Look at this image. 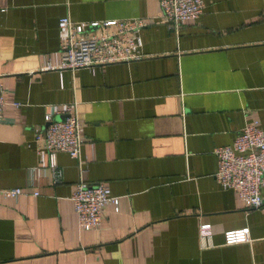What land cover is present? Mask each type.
<instances>
[{
    "label": "crops",
    "instance_id": "obj_1",
    "mask_svg": "<svg viewBox=\"0 0 264 264\" xmlns=\"http://www.w3.org/2000/svg\"><path fill=\"white\" fill-rule=\"evenodd\" d=\"M202 5L168 30L153 22L158 0H0V188L23 191L0 196V264H264V185L261 206L246 210L213 177L215 147L247 121L264 127V0ZM62 16L150 22L139 32L143 57L44 68L57 63ZM68 103L80 124L83 181L117 197L87 231H77L69 199L77 160L56 153L61 177L52 183L34 141L44 114ZM201 223L210 225L203 248ZM242 227L247 242L223 243L225 231Z\"/></svg>",
    "mask_w": 264,
    "mask_h": 264
},
{
    "label": "built area",
    "instance_id": "obj_2",
    "mask_svg": "<svg viewBox=\"0 0 264 264\" xmlns=\"http://www.w3.org/2000/svg\"><path fill=\"white\" fill-rule=\"evenodd\" d=\"M159 18L153 21L163 24L166 29H176L186 21L196 19L202 12V0H158ZM150 22L140 18L109 19L103 21L73 22L62 16L57 20L61 35L58 42L56 65L44 61L46 69L74 71L93 70L95 67L123 63L140 59L141 39L139 32ZM3 87L0 82V121L5 105ZM17 107L18 103H13ZM52 112L62 115L54 119ZM44 126L34 134L36 150L47 155L51 182L60 180L61 172L56 167L54 156L65 153L77 160L78 180L69 199L75 217L77 231L96 229L100 225L102 208L113 205L116 209L117 197L101 184H86L82 179L83 167L78 161L82 142L80 124L75 116L74 104L68 103L58 110L43 116ZM216 158L214 180L222 189H232L246 210L261 206L259 189L264 185V127L257 120L247 121L228 145L215 147ZM23 194L19 187L0 188L3 198H16ZM35 191L32 195H36ZM200 247L209 245L210 225H198ZM224 244L248 241V229L228 230L223 233Z\"/></svg>",
    "mask_w": 264,
    "mask_h": 264
},
{
    "label": "water",
    "instance_id": "obj_3",
    "mask_svg": "<svg viewBox=\"0 0 264 264\" xmlns=\"http://www.w3.org/2000/svg\"><path fill=\"white\" fill-rule=\"evenodd\" d=\"M62 117H59L58 119H61Z\"/></svg>",
    "mask_w": 264,
    "mask_h": 264
}]
</instances>
